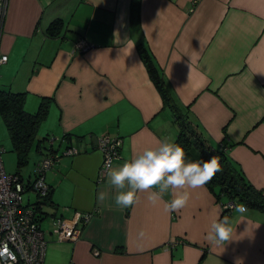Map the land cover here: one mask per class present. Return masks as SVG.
I'll use <instances>...</instances> for the list:
<instances>
[{"label":"crops","instance_id":"1","mask_svg":"<svg viewBox=\"0 0 264 264\" xmlns=\"http://www.w3.org/2000/svg\"><path fill=\"white\" fill-rule=\"evenodd\" d=\"M56 18L66 30L49 38ZM140 44L177 113L207 146L226 144L228 160L264 195V0H8L0 89L25 92L29 112L48 98L45 133L61 141L44 176L51 190L40 221L44 264H264V212L230 210L231 238L213 245L207 231L228 202L216 189H189L179 211L166 210L168 193L153 205L138 192L120 208L107 174L99 181L98 136L121 141L118 167L165 139L174 143L179 132ZM67 146L78 153L63 154ZM83 213H91L86 223ZM58 219L80 230L77 240H57Z\"/></svg>","mask_w":264,"mask_h":264},{"label":"built area","instance_id":"2","mask_svg":"<svg viewBox=\"0 0 264 264\" xmlns=\"http://www.w3.org/2000/svg\"><path fill=\"white\" fill-rule=\"evenodd\" d=\"M8 0H0V36ZM76 47L82 51L88 46L82 39H78ZM7 61V56L0 53V65ZM120 140L109 135H100L96 138L95 148L102 154V163L98 172L99 181L104 179L107 166L113 165L119 157ZM0 146V264H44L46 254V240L40 227L43 218L42 199L47 195L49 186L45 181V172L58 159L57 154L51 152L36 162L35 175L31 181L25 182L17 173L6 172ZM78 150L70 146L63 154L74 155ZM33 193L34 200L24 202V195ZM235 204L224 202L222 209H232ZM244 208V206H242ZM91 213H83L80 220L88 222ZM57 226L56 238L58 241L78 239L80 230L77 227L67 226L61 219L55 220ZM94 254H100L92 249Z\"/></svg>","mask_w":264,"mask_h":264},{"label":"trees","instance_id":"3","mask_svg":"<svg viewBox=\"0 0 264 264\" xmlns=\"http://www.w3.org/2000/svg\"><path fill=\"white\" fill-rule=\"evenodd\" d=\"M65 28V22L61 18H56L46 27V35L49 38L61 37L66 30ZM139 48L147 71L161 93L164 105L172 108L174 117L178 121L179 132L174 143L181 145L185 149L186 157L190 153L188 148H200V157L198 158L200 162L208 161L212 157L217 158L220 170L206 183L210 188L217 190V198L221 200L225 198L237 206L243 205L244 209L247 207L264 212V195L255 189L243 177L239 169L228 160L226 157L227 145L223 144L218 148L207 146L201 135L192 128L189 121H186L187 115L185 113H179L180 115L177 113L178 110L170 101L162 77L149 51L143 44H140ZM25 99V92H12L0 89V115L5 121L12 150L16 152L18 166L27 161V156L34 147L41 154L49 153L54 143L53 140L55 139L53 138L49 141V147L47 149L41 147L40 142L42 140L36 138L37 130L47 115L49 99L42 97L35 112H29L25 109ZM28 181L31 180L28 179ZM50 196L51 190L49 189L47 195L42 199L43 205L47 203L46 201L50 199ZM230 210L228 208L222 209V217L228 216Z\"/></svg>","mask_w":264,"mask_h":264},{"label":"clouds","instance_id":"4","mask_svg":"<svg viewBox=\"0 0 264 264\" xmlns=\"http://www.w3.org/2000/svg\"><path fill=\"white\" fill-rule=\"evenodd\" d=\"M220 170L216 157L208 161H189L185 149L167 139L135 154L118 167L107 166V178L110 185L118 190L114 197L117 207L132 206L137 202V193L146 192L147 200L155 205L163 194L172 199L166 206L167 211H179L187 204L189 189H199L206 185ZM101 202L105 194L100 193ZM238 213L245 209L237 206ZM232 235L231 221L228 216L217 218L211 223L206 239L213 245L229 241Z\"/></svg>","mask_w":264,"mask_h":264},{"label":"rangeland","instance_id":"5","mask_svg":"<svg viewBox=\"0 0 264 264\" xmlns=\"http://www.w3.org/2000/svg\"><path fill=\"white\" fill-rule=\"evenodd\" d=\"M14 90L26 91L24 89H17L16 87L14 88ZM34 103L36 105L35 101H34ZM38 104H39V101H38L37 105L35 106V109H33L34 111H32V112H35V110L38 107ZM45 128H46V124L44 121H42L38 130H37L36 138L42 140L40 142L41 147H43V146L49 147V141L51 139L55 138L53 140L54 145H52V148L55 149L57 147V146L55 147V145H58L61 141H59L60 139L55 134L45 133ZM0 146L3 147V149H4V151L2 153V161H3V165H4L6 172L11 173V174L12 173L20 174L25 182H27L28 179L32 180L34 178V175H35L34 171H35L36 162L39 160V158L41 156V152L35 150V147L32 148V150L30 151V153L27 156V161L24 164L18 166L17 165L16 152L12 150V145H11L9 134H8V131H7V128L5 125V121L1 115H0ZM188 149H189L190 153L187 154L188 155L186 157L187 160L194 161V159H196L197 157L198 158L200 157V148L191 147ZM29 197H30V201L34 200L33 193H29ZM26 199H27V194L24 195V202L25 203H26ZM236 207H237V205H235V207L232 208L231 210L236 209Z\"/></svg>","mask_w":264,"mask_h":264},{"label":"water","instance_id":"6","mask_svg":"<svg viewBox=\"0 0 264 264\" xmlns=\"http://www.w3.org/2000/svg\"><path fill=\"white\" fill-rule=\"evenodd\" d=\"M43 147L48 149V147H46V146H43Z\"/></svg>","mask_w":264,"mask_h":264}]
</instances>
